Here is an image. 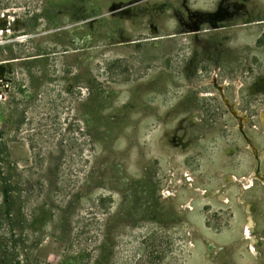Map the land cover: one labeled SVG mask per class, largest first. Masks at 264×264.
Returning a JSON list of instances; mask_svg holds the SVG:
<instances>
[{
    "label": "rangeland",
    "instance_id": "obj_1",
    "mask_svg": "<svg viewBox=\"0 0 264 264\" xmlns=\"http://www.w3.org/2000/svg\"><path fill=\"white\" fill-rule=\"evenodd\" d=\"M7 179L23 264H264V0H0V264Z\"/></svg>",
    "mask_w": 264,
    "mask_h": 264
},
{
    "label": "trees",
    "instance_id": "obj_2",
    "mask_svg": "<svg viewBox=\"0 0 264 264\" xmlns=\"http://www.w3.org/2000/svg\"><path fill=\"white\" fill-rule=\"evenodd\" d=\"M99 19L94 18L93 20L87 22L82 28L83 30H87L88 32V36L91 37V44L89 46H85V48H80L82 51L84 49L89 50V49H98V48H108V47H113L115 45L116 42H107L104 40V38H102L100 40V42H97L98 44H95V38L97 39V35H95L94 33L96 32L95 27L97 26V24H99ZM156 33H158V31L156 30ZM204 32H197L195 33V36L201 37L202 34ZM193 35V34H192ZM181 36V35H180ZM180 36L177 35H157L158 39L155 42L156 48L152 49V51L160 54L161 56H163V58L165 57H169L170 55H177L180 54V52L183 51H188L189 49L192 50L193 45V40L194 37H189V38H179ZM148 37L145 38H135V39H126V40H122V41H118L117 44L118 46H124L125 48H137L139 47L141 44H145L146 39ZM182 39H186L188 41V43L184 44L182 42ZM97 41V40H96ZM94 43V44H93ZM141 43V44H140ZM189 48V49H188ZM189 50V51H191ZM185 57V54L182 56ZM215 61H219V59L215 60ZM221 70V68L219 67V71ZM86 86V90H87V100L89 104H95V99L97 98V105H95V107L97 106H101V104L99 105V103L104 102L108 96H95V91H96V86L94 84V81L91 80L89 82H87ZM98 85V84H97ZM104 86L102 85V88ZM101 90V93H104V91ZM95 90V91H94ZM98 90V91H100ZM2 205H3V212H4V220H8L10 222V225H8L6 223V221H4L6 223V227L8 226V230H9V234L11 237V241H14L15 244H13L12 246V252L13 255H11V257H14V264H23L22 260L18 257L19 253L21 252V249L19 247V244H16L17 242H19V235L14 234V228L12 223L14 222V214H13V208H14V204H15V199H16V195L17 191L14 190L13 184L12 182H10V180H5L4 186L2 187Z\"/></svg>",
    "mask_w": 264,
    "mask_h": 264
},
{
    "label": "bare ground",
    "instance_id": "obj_3",
    "mask_svg": "<svg viewBox=\"0 0 264 264\" xmlns=\"http://www.w3.org/2000/svg\"><path fill=\"white\" fill-rule=\"evenodd\" d=\"M242 202H243V201H242ZM248 213H249V212H248ZM248 220H249V222H247L248 224H246V228H249V225H250L249 223H252V220H251V218H250V217H249V219H248ZM253 244H254V242L252 243V245H253Z\"/></svg>",
    "mask_w": 264,
    "mask_h": 264
}]
</instances>
